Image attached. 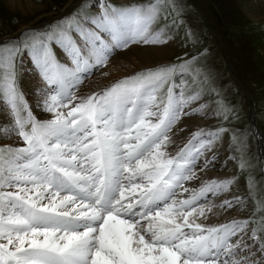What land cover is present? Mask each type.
<instances>
[{"label": "snow or ice", "instance_id": "snow-or-ice-1", "mask_svg": "<svg viewBox=\"0 0 264 264\" xmlns=\"http://www.w3.org/2000/svg\"><path fill=\"white\" fill-rule=\"evenodd\" d=\"M180 11L177 0H80L45 29L0 41L4 131L23 142L0 146V264H264V224L250 229L249 220L205 225L192 218L245 200L233 195L208 203L229 191L233 179L184 187L198 179V166L216 168L226 129H198L174 156L166 151L181 115L204 108L190 107L202 96L186 94L197 83L185 79L188 61L76 95L119 51L168 43L170 32L153 25ZM26 60L44 82L35 107L50 119L37 117L19 87L17 66L26 71ZM165 85L167 101L157 103ZM211 115L230 122L232 111L224 105Z\"/></svg>", "mask_w": 264, "mask_h": 264}, {"label": "rangeland", "instance_id": "rangeland-1", "mask_svg": "<svg viewBox=\"0 0 264 264\" xmlns=\"http://www.w3.org/2000/svg\"><path fill=\"white\" fill-rule=\"evenodd\" d=\"M24 1L34 3L33 0ZM36 1L41 3H35L38 8L44 7L31 20L29 28L21 18V15L29 16L26 10L8 11L0 3V41L17 37L27 29H45L71 15L80 3V0ZM138 1L131 3L149 2ZM164 2L166 0H161ZM248 2H252L254 7L258 5L255 0H177L181 6L179 14L168 13L167 18L160 19L153 28L170 32L179 41L178 48L174 49L167 62L151 67L188 61L190 67L185 69V79L191 81L194 78L197 83L186 94L200 91L202 101L209 105L211 113L222 110L224 105L231 109L230 122L222 116H212L206 122L207 126L202 127L206 131L220 127L226 129L219 141L225 143L229 157H234L227 169L228 179L234 180L230 189L245 197L242 204L244 213L237 221H251V229L264 224L261 210V202L264 201V147H259L260 143L264 144V21H255L248 16ZM166 51L170 50L167 48ZM17 67L22 90L20 67ZM167 87L165 85L157 93L160 98L157 103L167 101ZM241 163L245 165L243 168Z\"/></svg>", "mask_w": 264, "mask_h": 264}, {"label": "bare ground", "instance_id": "bare-ground-1", "mask_svg": "<svg viewBox=\"0 0 264 264\" xmlns=\"http://www.w3.org/2000/svg\"><path fill=\"white\" fill-rule=\"evenodd\" d=\"M36 1V0H35ZM33 0V4L26 3L24 0H0L1 6L8 8V11H21L26 10V15H21V18L25 22L26 27H30L31 20L37 17V13L40 12L41 8H38ZM132 1L138 0H112V2L117 3H131ZM258 4L254 7L252 2H248V8L246 10L249 12L248 16L252 20H261L264 21V0H255ZM139 2V1H138ZM137 2V3H138ZM41 4V3H39ZM202 8V7H201ZM33 17V18H30ZM23 29H20L21 31ZM167 31L166 29H164ZM166 44H156V45H132L129 49L119 51L114 57L109 60L108 66L106 69H100L96 71L91 77L85 79L76 91V95L79 97L81 95H90L93 92H97L102 88H105L109 83L114 80H117L119 77L132 74L138 70H143L156 64L165 63L168 61L169 56L174 53V49L178 48V40L172 35ZM170 51H166V49ZM58 51V50H57ZM59 59L64 60L62 53L58 51ZM20 69V68H19ZM25 69L21 73L22 91H24L26 98L28 99L29 104L32 106L33 111L38 118L50 119L52 118L51 114L42 113L35 107L36 101V92L35 90L40 87H44V82L42 78L39 77L34 69L30 67L27 60L25 61ZM108 71L110 76L105 77L102 75V72ZM115 82V81H114ZM204 97V96H203ZM199 104H203L204 108L201 109L199 113L192 115H181L179 121L172 127L169 132L170 143L167 146L166 151L173 156L184 148L185 145L189 144V140L192 136V133L196 132L198 129H203L202 126H207L206 122L212 117L211 112L209 111L208 104L204 103L202 99L196 104L191 105L190 107L195 108ZM64 109L65 112L70 110ZM184 111H189L185 109ZM6 107L0 103V142L2 146L5 145H14V146H23V142L18 140L16 136L9 137L8 133L4 131L6 127ZM205 113H208L205 115ZM155 119V118H154ZM222 141V140H221ZM264 147V144L260 143ZM217 151L220 154V162H216V168H208L201 170L198 166L196 169V176L198 179H193L191 181H186L184 187L189 189H198L201 186V183L206 180H224L229 178L228 165L231 162L228 155V149L225 146V143L218 141L217 142ZM206 155H211V153H206ZM201 161L203 157L200 158ZM187 183H189L187 185ZM235 191V190H234ZM230 189L227 192H224L218 196L211 197L208 203L212 205H220L225 199H230L233 195H237L236 191ZM188 193H184L183 197L186 198ZM244 209L242 205H237L233 208H221V207H212L211 211L205 209V216H200L198 213L193 214V217L196 222L205 224V225H214V224H223L228 223L232 220H238L242 217ZM190 211V209H189ZM206 217V218H205Z\"/></svg>", "mask_w": 264, "mask_h": 264}, {"label": "water", "instance_id": "water-1", "mask_svg": "<svg viewBox=\"0 0 264 264\" xmlns=\"http://www.w3.org/2000/svg\"><path fill=\"white\" fill-rule=\"evenodd\" d=\"M256 132V131H255ZM256 134H257V132H256ZM257 140L259 141V137L257 138Z\"/></svg>", "mask_w": 264, "mask_h": 264}]
</instances>
